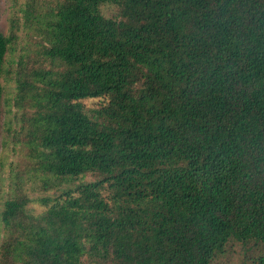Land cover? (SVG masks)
Instances as JSON below:
<instances>
[{
  "label": "trees",
  "instance_id": "trees-1",
  "mask_svg": "<svg viewBox=\"0 0 264 264\" xmlns=\"http://www.w3.org/2000/svg\"><path fill=\"white\" fill-rule=\"evenodd\" d=\"M52 4L16 104L44 188L93 179L7 199L0 264H264V0Z\"/></svg>",
  "mask_w": 264,
  "mask_h": 264
},
{
  "label": "rangeland",
  "instance_id": "rangeland-1",
  "mask_svg": "<svg viewBox=\"0 0 264 264\" xmlns=\"http://www.w3.org/2000/svg\"><path fill=\"white\" fill-rule=\"evenodd\" d=\"M52 0H0V33L10 38L5 55L3 72L0 76L2 98L0 106V213L3 203L15 196L27 195L31 199L41 196H58L64 190L74 188L78 183L93 179L90 174L80 176L76 181L61 180L47 183L44 188L42 179H54L45 176L36 167L35 150L30 144L27 128L34 111L27 101L16 104L17 83L15 73L18 62L23 59L28 69L48 68L42 57L44 44L39 29L42 14L50 9ZM33 7V11L27 8ZM111 11L110 9H107ZM20 101V100H19ZM86 108L96 107L98 100L84 99ZM28 207L37 214L43 207L31 202ZM5 235L0 220V244ZM257 251H244L238 243L233 244L229 258L222 257L217 264H256Z\"/></svg>",
  "mask_w": 264,
  "mask_h": 264
}]
</instances>
